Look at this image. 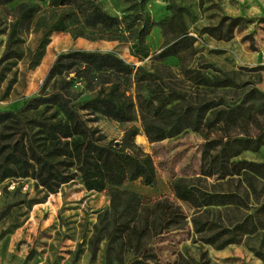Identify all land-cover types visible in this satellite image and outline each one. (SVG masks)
<instances>
[{
    "label": "rangeland",
    "instance_id": "rangeland-1",
    "mask_svg": "<svg viewBox=\"0 0 264 264\" xmlns=\"http://www.w3.org/2000/svg\"><path fill=\"white\" fill-rule=\"evenodd\" d=\"M97 1L119 15L120 24L112 28L90 26L75 4L0 0V109L17 110L29 96L61 88L88 124L99 129L96 135H104L100 142L150 152L157 178L151 183L141 177L128 178L117 185L120 190L137 193L135 210L126 209L130 195H114L110 183L102 189L89 188L80 172L55 190L41 184L33 168L27 175L0 179V264H138L139 259L149 264H264L257 253L264 252V225L223 247L205 239L264 202V178L257 180L254 193L241 182L239 174L223 175L212 160L218 155L224 163L240 158L264 161V143L230 156L231 149L225 142L238 135L264 137V97L247 100L248 112L239 106L251 87L264 91V67L257 66L264 64V26L256 21L248 23L227 39L203 30L223 14L261 16L264 0ZM170 2L184 6L186 28L195 41L180 55L162 57L159 52L173 33H164L158 22L171 13ZM144 24L149 29L143 31L139 41V29ZM78 48L113 50L131 63L133 71L90 69L80 62L47 77L60 52ZM140 66L161 77L138 81L136 71ZM224 77L243 85L206 81ZM155 82L182 92L187 100L221 97L220 105L230 113L219 114V121L210 126L208 118L216 112L208 110L199 128L192 123L174 135L151 140L143 129L138 107L132 120H119L79 105L99 93L137 102L139 92H149ZM21 115L65 118L54 104H42ZM133 124L140 130L133 143H128L124 137ZM26 127L31 125L27 123ZM29 129L44 146L50 145L42 129ZM20 133L19 123L0 122L1 142L19 138ZM68 139L72 143L77 136ZM65 140L63 137L60 143ZM178 178L208 190L239 191L248 196L249 205L195 206L176 195L174 182ZM171 204L175 216L169 213ZM197 219L215 223L212 229L199 231Z\"/></svg>",
    "mask_w": 264,
    "mask_h": 264
},
{
    "label": "trees",
    "instance_id": "trees-1",
    "mask_svg": "<svg viewBox=\"0 0 264 264\" xmlns=\"http://www.w3.org/2000/svg\"><path fill=\"white\" fill-rule=\"evenodd\" d=\"M53 2L61 5L75 4L84 13L85 23L90 26L101 25L112 28L121 22L119 15L108 11L97 0H53ZM183 7L170 2L171 13L165 15L158 22L164 33H173L171 40L159 52L162 57L180 55L195 41V36L189 33L186 28ZM254 21L264 26V14L261 16L223 14L217 23L206 25L203 30L217 38L227 39L232 37L237 29ZM58 28L61 29L63 26H58ZM148 29L149 27H145V24L139 29V41L143 31ZM80 62L90 69L110 68L124 73L133 71L131 63L113 50L78 48L60 52L51 65L47 77L62 73ZM257 66L264 67V64ZM136 74L138 81L143 79L156 81L161 77L155 71L145 69L143 66L137 68ZM206 81L218 85H243L231 77L218 80L207 78ZM256 97H264V91L253 86L244 95L239 106L248 112L249 105L245 104L246 101ZM183 100L187 101L185 105ZM221 103V97H210L202 101L187 100L186 95L182 92L155 82V85L150 86L149 92H139L137 102L134 99L118 100L107 94L99 93L85 99L79 105L91 110L92 113H102L119 120H132L136 107H138L145 133L151 140H158L174 135L192 123L195 128H199L205 112L208 110L216 112V115L208 118L209 125L213 126L219 121V114L225 113L228 116L230 113L225 106L220 105ZM42 104L57 105L64 113L65 118L50 119L49 117H54V114L27 118H23L21 115L22 112L38 108ZM229 118L235 120L233 116H229ZM7 121L19 123L21 133L19 138L9 142L0 141V179L10 175H27L33 168L39 182L50 190H55L59 184L72 179L80 172L89 188L102 189L110 183L114 186V195L117 192L130 195L126 209L135 210L137 193L128 189L120 190L117 185L128 178L141 177L147 183H151L157 178L156 165L150 152L100 142L104 135H96L99 129L88 124L87 118L83 116L80 108L61 88L29 96L17 110L0 109V122L6 123ZM27 123L31 125L29 128L38 126L46 133V137L50 141L48 147L39 142L36 134L26 127ZM139 130L138 125H131L127 129L124 139L128 143H133ZM69 136H77V139L70 143ZM63 137H66V140L60 143ZM220 141L222 140L220 139ZM225 142L228 143L226 146L231 149L229 155L235 156L244 148H258L264 143V137L261 134L256 136L238 135ZM128 146L130 145L128 144ZM212 160L216 169L223 175L239 174L241 182L247 184L246 186L250 187L254 193L257 189V180L264 178V161L240 158L224 163L218 155ZM174 191L178 197L188 200L198 207L212 204L249 205L248 196L239 191L208 190L187 182L183 178H178L174 182ZM173 207L172 204L168 206L169 213L175 216L177 212ZM261 213H264V202L262 201L256 204L254 209L248 211L243 218L236 220L231 226L224 225L215 229L205 239L218 247L238 242L241 240L242 234L253 232L260 225H264V219L260 217ZM196 223L197 229L202 231L212 229L215 222L209 219H197ZM257 253L264 259L263 251ZM137 263L149 264L142 259L137 260Z\"/></svg>",
    "mask_w": 264,
    "mask_h": 264
}]
</instances>
